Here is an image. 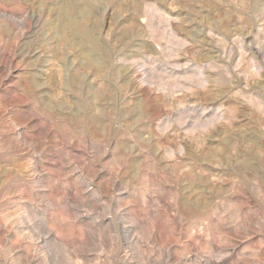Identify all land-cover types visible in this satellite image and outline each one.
<instances>
[{
  "label": "rangeland",
  "instance_id": "obj_1",
  "mask_svg": "<svg viewBox=\"0 0 264 264\" xmlns=\"http://www.w3.org/2000/svg\"><path fill=\"white\" fill-rule=\"evenodd\" d=\"M0 264H264V0H0Z\"/></svg>",
  "mask_w": 264,
  "mask_h": 264
},
{
  "label": "bare ground",
  "instance_id": "obj_2",
  "mask_svg": "<svg viewBox=\"0 0 264 264\" xmlns=\"http://www.w3.org/2000/svg\"><path fill=\"white\" fill-rule=\"evenodd\" d=\"M145 64V63H144ZM136 66V65H135ZM200 72V71H199ZM200 76H202V75H200ZM201 79V78H200ZM201 81V80H200ZM203 82V81H202ZM178 84V83H177ZM204 84V83H203ZM184 85V84H183Z\"/></svg>",
  "mask_w": 264,
  "mask_h": 264
}]
</instances>
